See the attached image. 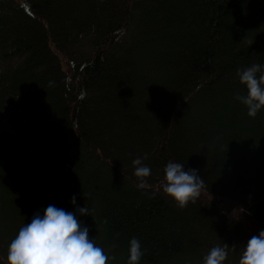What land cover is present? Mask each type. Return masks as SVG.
<instances>
[{
  "label": "trees",
  "instance_id": "1",
  "mask_svg": "<svg viewBox=\"0 0 264 264\" xmlns=\"http://www.w3.org/2000/svg\"><path fill=\"white\" fill-rule=\"evenodd\" d=\"M252 63L264 0H0V264L49 204L86 206L110 264L133 236L140 264H199L214 245L238 264L264 229V108L235 99ZM169 160L203 179L182 208L161 187Z\"/></svg>",
  "mask_w": 264,
  "mask_h": 264
},
{
  "label": "clouds",
  "instance_id": "2",
  "mask_svg": "<svg viewBox=\"0 0 264 264\" xmlns=\"http://www.w3.org/2000/svg\"><path fill=\"white\" fill-rule=\"evenodd\" d=\"M236 76L247 91L235 99L246 107L249 117H255L264 108V63L238 67ZM131 163L134 175L143 183V178L151 174V169L139 156ZM163 172V192L181 208L200 195L203 179L195 168H186L179 162L169 160ZM70 202L76 204L75 195ZM84 214H90L86 206L66 211L49 204L42 214L36 211L9 241L7 264H110L114 257L109 256L89 235V226L80 220ZM128 245L126 264H140L144 250L139 240L133 236ZM227 257L226 245H214L202 257V264H224ZM186 264L191 262L187 261ZM238 264H264V229L247 239Z\"/></svg>",
  "mask_w": 264,
  "mask_h": 264
},
{
  "label": "rangeland",
  "instance_id": "3",
  "mask_svg": "<svg viewBox=\"0 0 264 264\" xmlns=\"http://www.w3.org/2000/svg\"><path fill=\"white\" fill-rule=\"evenodd\" d=\"M97 131V130H96ZM110 143H112L111 141H110ZM26 163H28L29 165L30 164H32V161L31 160H29V159H27V158H25V159H23ZM143 160H145V161H147L146 159H143ZM1 163L4 165V166H7L8 165V163H7V159L4 157L2 160H1ZM53 168H55V165H51V167H48L47 169H53ZM12 175H14V174H12ZM12 175H11V177H12ZM185 261H188L187 259H185ZM173 264H178L177 262H176V260L173 262ZM192 264V263H191ZM199 264H202V261H200L199 262ZM227 264V263H226Z\"/></svg>",
  "mask_w": 264,
  "mask_h": 264
}]
</instances>
